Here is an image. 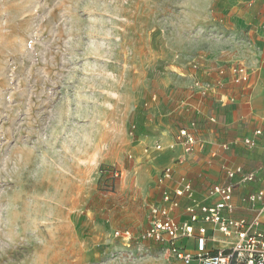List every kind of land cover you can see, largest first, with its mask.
Here are the masks:
<instances>
[{
  "label": "rangeland",
  "instance_id": "1",
  "mask_svg": "<svg viewBox=\"0 0 264 264\" xmlns=\"http://www.w3.org/2000/svg\"><path fill=\"white\" fill-rule=\"evenodd\" d=\"M224 13L219 0H0V264H181L135 239L147 205L116 194V172L175 107L162 81L244 44Z\"/></svg>",
  "mask_w": 264,
  "mask_h": 264
},
{
  "label": "crops",
  "instance_id": "2",
  "mask_svg": "<svg viewBox=\"0 0 264 264\" xmlns=\"http://www.w3.org/2000/svg\"><path fill=\"white\" fill-rule=\"evenodd\" d=\"M219 2L225 12L223 15L227 17L228 30L235 36L245 35L244 44L230 45L229 50L222 52L223 59L206 61L189 78L162 81L166 95L170 84L175 85V107L166 111L154 132L136 140L131 149L132 161L127 163L126 169L122 162L116 172V194L140 201L141 206L147 205L148 211L150 206L161 202L162 197L154 204H146L154 190L164 187L163 192L172 195L180 190L183 181H187L191 184L194 198L201 199L208 187L224 182L220 164L240 166L244 173H253L255 179L236 185L232 217L247 222L256 219L263 228L264 208L248 199L264 186V0ZM232 67H243L244 78L236 80ZM192 121H195L194 127L191 126ZM181 129H187L193 136L195 144L191 149L183 138L178 137ZM255 130L262 132L260 136H252L256 147H246L244 138ZM157 143L160 150L155 148ZM223 144L225 149L221 148ZM213 152L214 157L211 156ZM237 180L235 177L230 183ZM186 203L187 198L182 197L180 207L172 215L179 222L195 228L204 227L207 250L216 252L233 245L235 238H224L212 223L191 222L184 213ZM148 220L149 211L145 226L136 231V235L147 229ZM123 231L132 233L130 229ZM181 243L193 251L195 244L190 238L183 239ZM156 264L165 262L157 260Z\"/></svg>",
  "mask_w": 264,
  "mask_h": 264
},
{
  "label": "built area",
  "instance_id": "3",
  "mask_svg": "<svg viewBox=\"0 0 264 264\" xmlns=\"http://www.w3.org/2000/svg\"><path fill=\"white\" fill-rule=\"evenodd\" d=\"M231 70L236 80L244 78L243 67H232ZM191 126L194 127L195 124L192 123ZM260 135L261 130L253 131L251 136L244 138L243 144L250 148L256 147V140L252 136ZM178 137L183 138L190 149L195 144L187 129H181ZM221 148L225 149L226 145H221ZM156 149L160 150V145ZM211 156L214 157L215 153ZM219 170L223 174L224 182L208 187L201 199L194 198L191 184L187 181H183L180 190L174 191L172 195L163 192L160 204L149 207L147 229L136 235L135 239L141 244L148 242L158 245L160 251L165 250L174 261L181 264H190L193 261L196 264H264V227L260 228L261 224L256 219L247 222L245 219L232 217L236 185L254 181L255 175L244 173L240 166L229 167L224 163L220 164ZM235 177L238 180L230 183ZM182 197L187 198L183 209L191 222L212 223L224 238H235L233 245L225 250L210 252L206 247L207 235L204 227L195 228L175 220L172 213L180 207ZM248 200L264 208V186L252 193ZM115 237L129 241L132 233L115 231ZM186 238H190L195 244L193 251L181 243Z\"/></svg>",
  "mask_w": 264,
  "mask_h": 264
},
{
  "label": "trees",
  "instance_id": "4",
  "mask_svg": "<svg viewBox=\"0 0 264 264\" xmlns=\"http://www.w3.org/2000/svg\"><path fill=\"white\" fill-rule=\"evenodd\" d=\"M192 123L195 124V121H194V122L192 121ZM163 191H164V187H163L162 189H159L158 191L154 190L153 195H152L151 197L147 198V202H148L149 204H154L155 202H157V201L162 197V195H163ZM113 192H114L113 187H111V189H108V188H102V194L105 195V196H110V197H111V195H112ZM106 203H107V204H108V203H111V199H109L108 201H106ZM134 204H135L136 206H141V202H140V201H135ZM90 206H91V202H89V203L86 205V209L89 210V209H90ZM123 217H124V215L119 214V213L115 214V216H114V218H116V219H122ZM123 219H124V218H123ZM126 223H127V220L125 219V221H124L123 224H126ZM147 245H148L149 247L155 249V250H161V248H160L158 245H156V244L148 243V242H147L146 246H147Z\"/></svg>",
  "mask_w": 264,
  "mask_h": 264
}]
</instances>
